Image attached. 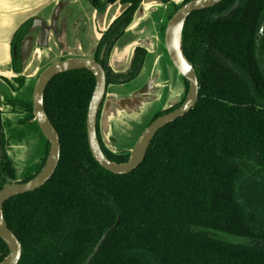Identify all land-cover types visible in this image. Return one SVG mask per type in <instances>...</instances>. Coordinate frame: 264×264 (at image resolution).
Returning <instances> with one entry per match:
<instances>
[{
	"label": "trees",
	"instance_id": "1",
	"mask_svg": "<svg viewBox=\"0 0 264 264\" xmlns=\"http://www.w3.org/2000/svg\"><path fill=\"white\" fill-rule=\"evenodd\" d=\"M116 1L126 8L103 32L95 53L99 60L106 47L99 61L108 84L138 76L147 53L138 48L125 72L108 64L113 45L143 0L92 3L103 8ZM160 1L172 6L169 19L192 0ZM28 25H21L12 39L19 51L13 61L16 76L0 75L14 92L27 81L19 53ZM180 47L197 73L198 100L157 132L143 162L126 175L101 167L89 150L86 115L93 73L75 69L50 80L43 105L60 139L58 166L42 187L3 206L5 223L22 244L18 264H83L117 221L89 264H264V0H223L191 13ZM182 80L185 91L178 102L154 113L147 125L185 100L188 82ZM3 107L4 139L38 132L46 141L34 119L32 95L6 98ZM97 134L111 161H127L133 145L115 151L106 147L99 121ZM46 147L21 173L5 158L0 189L34 177L46 162L47 141ZM8 254L0 238V262Z\"/></svg>",
	"mask_w": 264,
	"mask_h": 264
},
{
	"label": "rangeland",
	"instance_id": "2",
	"mask_svg": "<svg viewBox=\"0 0 264 264\" xmlns=\"http://www.w3.org/2000/svg\"><path fill=\"white\" fill-rule=\"evenodd\" d=\"M66 3L67 6L60 12L59 18L57 17L55 28L56 31H63V34H58V37L51 36L47 43L43 39L39 42L36 41L37 31L30 35L28 33L25 37L24 41L28 44L23 46L24 41L22 42L20 59L22 72L27 77L26 84L21 91L13 92L5 91L0 83L1 106L4 98H23L32 95V87L38 75L50 61L57 60L62 51L71 55H81L83 53L75 48L77 41L74 36L76 27H72V25H75L78 19L76 18L74 21L70 11L73 10L72 7L77 5L83 6V13L85 14L81 13L79 18L84 21V25L86 24L89 28H92L94 24L92 10L89 2L85 4V0H67ZM119 7V4L112 6L106 17L104 16L105 19L103 18L99 23L100 26L101 24L105 26L108 15L117 14ZM171 12L172 6L160 0H147L142 6V13L137 23L144 25L143 30L141 29L140 32L142 36H148L145 45L152 56L148 58L142 75L137 79L125 84L123 88H117L116 86H110L109 88V95L104 102L100 116L99 131L103 144L113 151L122 147L128 149L132 145L134 146L137 141L136 137L140 136L139 134L145 129L154 113L175 103L185 91L181 76L169 62L165 53L164 32L159 31L158 33L154 27V22L156 25L167 24V16ZM134 38H136V35L131 36V34H128L124 36L115 45V51L120 52L124 49L130 52L134 46ZM85 54L91 55L92 53L86 51ZM160 58L162 59L160 60ZM116 61H113V67L121 71L125 65ZM43 141L40 134L36 132L30 141L25 142V144L22 143L23 146H16L17 149H15L18 152L13 157L18 162L17 165L21 166L25 163V160L35 156L39 147L43 149Z\"/></svg>",
	"mask_w": 264,
	"mask_h": 264
},
{
	"label": "water",
	"instance_id": "3",
	"mask_svg": "<svg viewBox=\"0 0 264 264\" xmlns=\"http://www.w3.org/2000/svg\"><path fill=\"white\" fill-rule=\"evenodd\" d=\"M223 0H192L183 4L170 17L164 34V45L172 66L177 73L188 82V92L185 100L177 108L166 112L142 131L129 157L124 163L111 161L104 153L97 134L98 113L107 88V76L102 64L94 59L88 58H66L47 66L37 77L32 93V107L35 121L37 122L43 136L49 143V153L42 169L26 182H14L5 184L0 189V238L9 250V254L0 264H18L22 255V244L16 235L8 228L3 218L4 204L16 195L32 192L53 176L61 155L60 139L47 118L43 105V95L50 80L60 74L75 69L90 70L95 77L93 89L86 115V134L89 150L97 163L107 171L116 175H126L136 170L143 162L147 149L163 127L186 115L196 104L199 95V79L192 63L187 62L181 52V31L185 20L191 13L203 9L212 8ZM15 55L16 47L13 48ZM1 120H0V154L1 150ZM118 221L108 228L99 239L92 252L83 264H89L98 253L103 243L116 228Z\"/></svg>",
	"mask_w": 264,
	"mask_h": 264
},
{
	"label": "flooded vegetation",
	"instance_id": "4",
	"mask_svg": "<svg viewBox=\"0 0 264 264\" xmlns=\"http://www.w3.org/2000/svg\"><path fill=\"white\" fill-rule=\"evenodd\" d=\"M92 1L93 0H85V4L87 3V2H89V6H90V8H91V12H92V21H93V27L92 28H89V26L88 25H84V21L83 20H81V18H79V15H81V13L82 14H85V13H83L84 11V9H83V6H80V5H77V6H75L74 8H73V10L70 12L71 13V16H72V18H73V20L75 21V19L77 18L78 19V21H77V23L75 24V25H72V27H76V34H74V36H75V38L77 39V41H76V46H75V48H76V50H78V51H81V52H83L81 55H77V54H74V55H71L70 53L69 54H67L66 52H63L62 51V53L60 54V57L57 59V60H53V61H50L48 64H47V66H49L50 64H52V63H54V62H57V61H59V60H62V59H66V58H88V59H94V60H96V61H98V62H100L101 63V61H99V60H104L105 59V56H106V47H103L102 48V50H101V52H100V55H99V60H97V59H95V53H96V49H97V46H98V43H99V41H100V38H101V36H102V34H103V32L109 27V25L114 21V19L126 8V5L125 4H122V3H120L119 1H116V2H114V3H111V4H108V5H106L105 7H100V8H98V7H96L93 3H92ZM99 2H103L104 0H98ZM147 0H143L142 1V3H141V6H140V8L138 9V11L136 12V14H135V17H134V19H133V21H132V23L129 25V27L126 29V31H125V33L123 34V36L119 39V40H121L122 38H124V36H127L128 34H131V36L132 35H136V38H134L135 40L133 41V48L131 49V51L130 52H128V51H126V50H122V51H120V52H117V51H115V45L118 43V41L113 45V47H112V49H111V51H110V54H109V56H108V64L111 66V68L113 69V70H115V71H117V72H125V71H127L129 68H130V66H131V64H132V62H133V59H134V57H135V54H136V50L138 49V48H140V47H142V48H145L146 49V51H147V53H146V55H145V58H144V61H143V65H142V69H141V71L139 72V74H138V76H136L134 79H132V80H130V81H127V82H124V83H119V84H114V83H109L108 84V81H107V88H106V92H105V95H104V98H105V100H106V98H107V96L109 95V88H110V86H116L117 88H123L124 87V85L125 84H128V83H130L131 81H133V80H135V79H137L140 75H142V73H143V70H144V68H145V66H146V64H147V61H148V58H151V54L152 53H150V51H149V49L146 47V45H145V41L148 39V36L146 35V36H142L141 35V32H140V30L142 29L143 30V28H144V25H142V24H140V23H137V21L139 20V18H140V14L142 13V6L145 4V2H146ZM115 4H119L120 5V7L118 8L119 9V11H118V13L117 14H114V15H108L109 17H108V19H107V24L105 25V26H103V24H101V26H100V24L99 23H101V21H102V19L104 18L105 19V17H106V15L108 14V12L110 11L109 9L112 7V6H114ZM166 4V3H165ZM167 4H169V3H167ZM182 6V5H181ZM180 6V7H181ZM179 7V8H180ZM117 11V10H116ZM60 14V13H59ZM174 14V13H173ZM172 14V15H173ZM171 15V16H172ZM59 16V15H58ZM83 16V15H82ZM105 16V17H104ZM59 18V17H58ZM170 19V18H169ZM169 19H168V16H167V23H168V21H169ZM92 21H91V24H92ZM55 23H57V17L55 18ZM135 23H137V25L135 26V28H134V30H132L131 31V29H132V27H133V24H135ZM31 24L32 23H29V25H28V31H27V34H26V36L28 35V33H29V30H30V27H31ZM88 24V23H87ZM165 25V28H166V25L167 24H164ZM164 25H160V24H155V22H154V27H155V30L156 31H158V33H159V31L160 32H164V34H165V28H164V30H162V26H164ZM92 26V25H91ZM77 29H78V31H77ZM61 33H62V31H56L55 32V37H58V34H60L61 35ZM59 41V40H58ZM14 47H16V52H15V55H14V60H15V56H17L18 55V49H17V46H14ZM20 47H21V45H20ZM50 50H51V48H50ZM84 50H86V51H91V55H86L85 54V52H84ZM125 54H127V56H125V57H123ZM19 56H20V53H19ZM116 56V57H115ZM117 60L116 62H119V64H121V63H123V61L124 60H126V63L129 61V65L128 66H126V67H124L121 71H118V70H116L113 66V61H115V60ZM162 58H160V60H161ZM102 64V63H101ZM125 65V64H124ZM46 66V67H47ZM103 66V65H102ZM12 67H13V69H14V65L12 64ZM45 67V68H46ZM104 67V66H103ZM44 68V69H45ZM43 69V70H44ZM105 69V68H104ZM14 71H15V69H14ZM106 72V71H105ZM22 74H23V72H22ZM15 76H16V72H15ZM14 76V77H15ZM106 76H107V74H106ZM13 78V77H12ZM11 79V78H10ZM37 79V78H36ZM36 82V81H35ZM1 84L3 85V89L5 90V91H12L5 83H3L2 81H1ZM6 88V89H5ZM33 88H34V86H33ZM1 89H2V87H1ZM127 90L129 89V88H126ZM19 91H21V90H19ZM14 92V91H13ZM18 92V91H17ZM32 93H33V90H32ZM2 96V95H1ZM6 98H4V100H5ZM3 100V101H4ZM105 100L103 99V101L105 102ZM104 102H102L101 103V105L103 104L104 105ZM176 102H178V100L176 101ZM175 102V103H176ZM175 103H173V104H175ZM173 104H171V105H173ZM101 105H100V107H101ZM171 105H169L168 107H170ZM3 106V105H2ZM1 106V104H0V120H1V130H2V133H1V150H2V152H1V154H0V168H1V163L4 161V159L5 158H9L10 160H12V162L14 163V166H15V168L17 169V171H18V173H21L22 171H24L25 170V168H26V166H28V163H31V162H34V161H36L37 159H39L42 155H43V153L46 151V149H47V147H46V141H43L44 142V145H43V149H42V147H39V149L36 151V155L35 156H33L32 158H29L28 160H25L24 162V164L23 165H21V166H19V165H17V163L18 162H16V160H15V158L13 157V155H15L17 152H18V150H16L17 149V147L16 146H23L24 144H25V142H27V141H30L31 139H32V136H30L29 138L28 137H23L22 139H20V138H18V137H6L5 139L3 138V126H2V117H3V110H4V107H2ZM167 108V107H166ZM100 109V108H99ZM102 109H103V107H102ZM165 109V108H164ZM162 110V109H161ZM173 110V109H172ZM159 111V110H158ZM169 111H171V110H169ZM169 111H167V112H169ZM102 112V111H101ZM157 112V111H156ZM155 112V113H156ZM99 114V113H98ZM101 116V115H100ZM35 119V118H34ZM99 123H100V118H99ZM152 122V121H151ZM150 122V123H151ZM37 123V122H36ZM97 124H98V122H97ZM38 125V124H37ZM39 127V126H38ZM40 129V128H39ZM41 131V130H40ZM42 133V132H41ZM43 135V134H42ZM45 138V137H44ZM48 142V141H47ZM22 143H24L23 145H22ZM16 148V149H15ZM11 152H12V154H11ZM33 178V177H32ZM30 180V179H29ZM8 183H10V182H8ZM8 183H5V184H8ZM4 184V185H5ZM3 185V186H4Z\"/></svg>",
	"mask_w": 264,
	"mask_h": 264
},
{
	"label": "crops",
	"instance_id": "5",
	"mask_svg": "<svg viewBox=\"0 0 264 264\" xmlns=\"http://www.w3.org/2000/svg\"><path fill=\"white\" fill-rule=\"evenodd\" d=\"M66 1L0 0V75L8 79L15 76L12 67L14 61L12 39L17 29L24 23H32L29 35L37 31L36 41L39 42L43 39L45 43L49 42L51 36H54L56 32L55 18L67 6ZM136 25L137 23L133 24L131 31ZM23 43V46L28 44L25 41ZM125 56L127 54L123 57ZM121 64H125L126 67L129 65V61L126 63L124 60Z\"/></svg>",
	"mask_w": 264,
	"mask_h": 264
}]
</instances>
